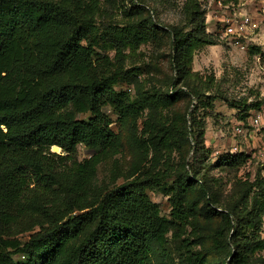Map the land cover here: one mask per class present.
<instances>
[{
    "label": "trees",
    "instance_id": "1",
    "mask_svg": "<svg viewBox=\"0 0 264 264\" xmlns=\"http://www.w3.org/2000/svg\"><path fill=\"white\" fill-rule=\"evenodd\" d=\"M183 10L184 22L166 28L173 86H185L203 108H212L204 91L215 76L203 78L192 64L199 49L217 40L206 30L200 0H186ZM101 12L102 0H0V264H155V245L170 235L184 264H212L194 216L200 201L188 200L196 185L207 197L203 213L221 218L213 234L219 264H264V175L236 200L219 202L218 210L196 166L179 171L172 163L189 135L196 154L206 150L198 106L190 123L186 115L171 123L147 118L139 134L138 119L160 100L145 89L134 95L117 87L121 77L132 82L136 74L126 68L124 49L135 52L158 24L151 16L137 21L127 15L101 31ZM97 47L116 49L115 57H96ZM262 103L231 105L246 119ZM107 107L122 124L131 117L142 152L153 150L152 166L120 183L94 184L104 154L122 149ZM79 144L93 153L79 159ZM149 190L169 196L171 218ZM25 231L31 233L22 241L17 233Z\"/></svg>",
    "mask_w": 264,
    "mask_h": 264
},
{
    "label": "rangeland",
    "instance_id": "2",
    "mask_svg": "<svg viewBox=\"0 0 264 264\" xmlns=\"http://www.w3.org/2000/svg\"><path fill=\"white\" fill-rule=\"evenodd\" d=\"M185 1L102 0L98 25L102 31L106 26L127 19V15L137 21L151 16L157 22L158 28L153 30L155 35L148 42L132 53L128 48L124 49L125 54H130L126 68H136V74L132 82L121 77L117 88H127L134 95H137L139 88L145 89L160 100L157 109L147 108L138 119L139 134L147 118L153 122L158 119L171 123L186 115L190 123L192 111L196 106L199 107L198 113L205 124L206 150L196 154L192 147L194 140L189 135V140L181 142L180 148L174 151L172 163L179 171L196 166L197 177L206 186L213 206H218L219 210L222 209L221 202L236 200L257 177L264 175V20L261 19L262 10L259 8H264V0H200L206 11V30L213 34L217 43L199 49L194 55L192 68L199 71L203 78L215 76V85L204 91L212 96V108H203L199 98L185 86H173L176 73L170 61L166 28L184 22ZM245 15L250 16L246 32L244 29V33H228L229 22L233 24ZM252 45L259 47L260 51L251 53ZM115 54L114 48L97 47L95 55L99 58L104 55L114 58ZM240 100L248 103L262 100L263 103L260 109H251L249 116L243 119L239 108L231 105V102ZM106 111L114 120L112 128L122 138V149L115 154H104L95 173L94 184L120 183L136 169L144 171L152 166L153 150L148 156L142 152L134 138L131 117L122 124L114 109L107 107ZM88 114L78 116L85 118ZM92 153L93 150L84 144L78 145L79 159ZM148 194L160 208L161 214L171 218L169 196L159 190H149ZM189 199L200 201L194 215L199 226L197 229L203 236V245L210 250L208 260L212 264H219V254L213 246V234L220 226L221 218L218 214L203 213L201 206L207 197L202 186L192 188L188 192ZM37 228L35 226L34 230ZM30 233H17V237L25 241ZM181 253L180 243L170 235L164 245H155L153 258L155 264H184ZM261 254L264 255V250ZM20 256L15 255L17 258Z\"/></svg>",
    "mask_w": 264,
    "mask_h": 264
},
{
    "label": "built area",
    "instance_id": "3",
    "mask_svg": "<svg viewBox=\"0 0 264 264\" xmlns=\"http://www.w3.org/2000/svg\"><path fill=\"white\" fill-rule=\"evenodd\" d=\"M264 7V6H263ZM262 10V16L261 19L264 20V8L262 9L261 7H259ZM250 16L249 15H245V17L236 19L237 21H235L233 24L229 22L228 24V33H244V29L246 32V26H248V22H249ZM248 46V45H247ZM246 47V45H245ZM258 118V117H257ZM255 119L256 121H258V119Z\"/></svg>",
    "mask_w": 264,
    "mask_h": 264
},
{
    "label": "water",
    "instance_id": "4",
    "mask_svg": "<svg viewBox=\"0 0 264 264\" xmlns=\"http://www.w3.org/2000/svg\"><path fill=\"white\" fill-rule=\"evenodd\" d=\"M52 150L59 153H63L61 147H59L58 145H53Z\"/></svg>",
    "mask_w": 264,
    "mask_h": 264
}]
</instances>
